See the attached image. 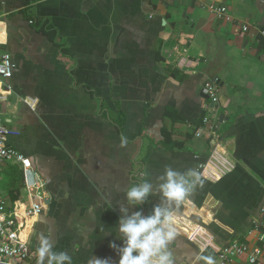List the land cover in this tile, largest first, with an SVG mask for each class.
Returning a JSON list of instances; mask_svg holds the SVG:
<instances>
[{"label":"crops","instance_id":"obj_1","mask_svg":"<svg viewBox=\"0 0 264 264\" xmlns=\"http://www.w3.org/2000/svg\"><path fill=\"white\" fill-rule=\"evenodd\" d=\"M211 5L227 13L219 18ZM3 53L11 55L15 70L0 114L21 134L9 144L46 182L44 210L30 230L28 264H36L42 236L50 237L54 250L67 252L72 264H89L93 256L118 264L120 207L126 215L150 216L155 206H169L159 194V177L171 167L192 179L186 172L208 161L212 143L205 129L202 138L195 135L206 116L237 167L172 203L178 224L168 246L173 264L215 258L213 249L202 251L189 240L194 230L213 237L219 248L259 245L264 0H0ZM208 80L218 81L216 110L206 108L202 89ZM10 166L22 175L16 201L29 202L19 165L3 164L2 180ZM12 179L3 184L6 199ZM144 181L152 183L153 194L142 205H129L126 191ZM16 201L8 200L9 206ZM235 264H247L246 258Z\"/></svg>","mask_w":264,"mask_h":264},{"label":"built area","instance_id":"obj_2","mask_svg":"<svg viewBox=\"0 0 264 264\" xmlns=\"http://www.w3.org/2000/svg\"><path fill=\"white\" fill-rule=\"evenodd\" d=\"M209 11L219 18L224 17L227 8L209 6ZM247 32L249 27H242ZM15 64L8 53L0 54V106L7 102L13 87L8 83L13 76ZM202 93L207 97L209 109L211 104L214 110L220 104L218 81L208 80L205 82ZM26 103L34 109V102ZM213 110V111H214ZM211 111V110H210ZM203 129L212 143V150L206 163L198 165L196 172L203 182H216L218 177L232 173L237 162L228 152V149L218 141L216 126L209 116L203 119V128L196 131V138L203 137ZM20 132L6 127L0 114V264H28L32 256L29 245L31 226L44 210L46 200V182L34 170L32 161L9 144V139L20 137ZM19 165L24 179V190L28 201L19 200L13 207L9 206L4 196L1 167L3 164ZM193 179V178H192ZM264 219V207L262 210ZM175 222V230L178 224ZM264 225V224H263ZM188 238L197 244L202 251L213 249L216 253V264H235L237 259L246 258L247 264H264V231L258 237L259 245L251 249L244 243L235 242L219 248L213 237L204 231H190Z\"/></svg>","mask_w":264,"mask_h":264},{"label":"clouds","instance_id":"obj_3","mask_svg":"<svg viewBox=\"0 0 264 264\" xmlns=\"http://www.w3.org/2000/svg\"><path fill=\"white\" fill-rule=\"evenodd\" d=\"M121 147L127 143V138L121 136ZM178 172L171 167L165 169L164 175L159 179V194L168 207L155 206L153 214L144 216L140 211H134L131 215H126L128 209L120 207L122 215L118 223V232L123 241V246L119 249L118 264H173V257L168 250L170 242L176 237L175 213L171 208L172 203L180 204L184 202L193 190L203 183L201 176L196 171ZM150 194H153L151 182L144 181L137 185L130 186L126 191V200L129 205L139 206L144 204ZM111 249H116L115 242L110 243ZM36 264H72V257L65 251H56L50 242V237L42 236L36 248ZM203 264H216V260L211 255L197 257ZM110 258H93L89 264H110Z\"/></svg>","mask_w":264,"mask_h":264},{"label":"trees","instance_id":"obj_4","mask_svg":"<svg viewBox=\"0 0 264 264\" xmlns=\"http://www.w3.org/2000/svg\"><path fill=\"white\" fill-rule=\"evenodd\" d=\"M6 172H7V175L8 176L6 177V179L4 181L2 180V184H5L6 183V185H9V183H10V180L9 179H12V177L9 178V175L13 173V175H14V177L12 179V186L13 187L11 186L12 187V190L9 192L10 199H7V200H9L10 202H14V201L18 200V198L20 196V191H21L20 190V188H21V183L20 182L22 180V175H21V173H19L18 171H16L15 168L12 167V166H10L9 168H7L5 170V173ZM7 178H9V179L7 180Z\"/></svg>","mask_w":264,"mask_h":264},{"label":"water","instance_id":"obj_5","mask_svg":"<svg viewBox=\"0 0 264 264\" xmlns=\"http://www.w3.org/2000/svg\"><path fill=\"white\" fill-rule=\"evenodd\" d=\"M203 96H204V95H203ZM204 98H205V99H207V97H206V96H204ZM211 107H212V108H214V105H213V104H211ZM221 118H223V116H222Z\"/></svg>","mask_w":264,"mask_h":264},{"label":"rangeland","instance_id":"obj_6","mask_svg":"<svg viewBox=\"0 0 264 264\" xmlns=\"http://www.w3.org/2000/svg\"><path fill=\"white\" fill-rule=\"evenodd\" d=\"M6 179V173L3 172V180Z\"/></svg>","mask_w":264,"mask_h":264}]
</instances>
